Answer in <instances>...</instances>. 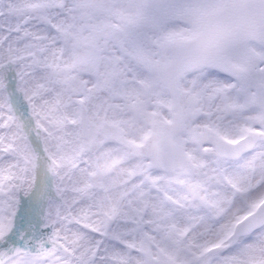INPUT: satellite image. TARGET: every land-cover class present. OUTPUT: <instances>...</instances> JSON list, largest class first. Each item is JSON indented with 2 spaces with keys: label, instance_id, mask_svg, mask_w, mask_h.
Instances as JSON below:
<instances>
[{
  "label": "snow or ice",
  "instance_id": "obj_1",
  "mask_svg": "<svg viewBox=\"0 0 264 264\" xmlns=\"http://www.w3.org/2000/svg\"><path fill=\"white\" fill-rule=\"evenodd\" d=\"M0 264H264V0H0Z\"/></svg>",
  "mask_w": 264,
  "mask_h": 264
}]
</instances>
